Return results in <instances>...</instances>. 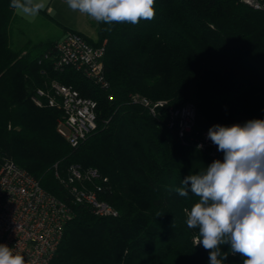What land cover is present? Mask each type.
<instances>
[{"label":"trees","instance_id":"1","mask_svg":"<svg viewBox=\"0 0 264 264\" xmlns=\"http://www.w3.org/2000/svg\"><path fill=\"white\" fill-rule=\"evenodd\" d=\"M10 4L0 0V159L23 168L71 213L49 264H209L184 212L199 198L176 189L217 160L192 144L196 132L264 119V12L241 0H155L152 20L113 22L111 32L94 22L97 40L87 41L106 40L100 85L72 67L54 70L43 59L55 53L54 40L14 43ZM50 79L96 101V128L76 147L57 132L62 111L31 100ZM135 94L165 103L152 113ZM184 104L196 116L182 141L168 109ZM71 166L106 178L99 195L116 216L74 199ZM221 251L229 253L224 264H243L229 245Z\"/></svg>","mask_w":264,"mask_h":264},{"label":"built area","instance_id":"2","mask_svg":"<svg viewBox=\"0 0 264 264\" xmlns=\"http://www.w3.org/2000/svg\"><path fill=\"white\" fill-rule=\"evenodd\" d=\"M241 2L264 12V0ZM105 44L106 40L100 45H92L82 33L69 31L56 41L55 53L44 54L43 59L49 60L54 70L72 67L85 79L104 85ZM132 99L152 113L156 106L165 103L152 102L137 94ZM31 100L37 106L49 105L62 111L57 132L72 147H76L96 128V101L56 79H50L44 87L36 88ZM195 113L191 104L168 109V125L176 129L182 141L192 130ZM211 127L196 132L190 141L210 157L222 160L224 154L208 138ZM198 145L203 147L198 148ZM105 180L95 170L83 172L78 166L69 169L68 181L74 199L91 206L99 216H116L117 210L99 195ZM70 214L61 201L45 192L40 183L23 168L10 159H0V244L7 245L14 254L24 256L27 264H49Z\"/></svg>","mask_w":264,"mask_h":264},{"label":"clouds","instance_id":"3","mask_svg":"<svg viewBox=\"0 0 264 264\" xmlns=\"http://www.w3.org/2000/svg\"><path fill=\"white\" fill-rule=\"evenodd\" d=\"M68 7L96 22L138 24L155 16V0H66ZM43 2L11 0L10 7L37 15ZM208 138L221 151L206 170L185 177L180 196L189 192L199 202L189 210L186 224L198 229L196 245L209 251V264H224L229 255L241 254L243 264H264V119H251L231 126L213 125ZM202 148L203 145H198ZM0 264H27L25 257L0 244Z\"/></svg>","mask_w":264,"mask_h":264},{"label":"rangeland","instance_id":"4","mask_svg":"<svg viewBox=\"0 0 264 264\" xmlns=\"http://www.w3.org/2000/svg\"><path fill=\"white\" fill-rule=\"evenodd\" d=\"M34 2H43L45 5L44 8L49 7L52 9L59 22L62 23L51 24L50 27L45 24H32L34 28L40 29L45 34L58 35L63 32V27H67L68 29L76 30L80 33L83 32L85 37L97 40L96 28L95 24H93L96 21L87 14L70 9L66 0H34Z\"/></svg>","mask_w":264,"mask_h":264},{"label":"crops","instance_id":"5","mask_svg":"<svg viewBox=\"0 0 264 264\" xmlns=\"http://www.w3.org/2000/svg\"><path fill=\"white\" fill-rule=\"evenodd\" d=\"M14 14L16 19V26L11 37L13 42L17 43V45L19 46L24 45L27 41H57L64 35V31L62 33H59L58 35H52L49 33L45 34L40 29H36L32 26V24H45L50 27L51 24H56L54 20L62 24L55 16V13H53V10L49 7L41 9L37 15L25 14L20 9H14ZM15 30L18 34H16Z\"/></svg>","mask_w":264,"mask_h":264}]
</instances>
